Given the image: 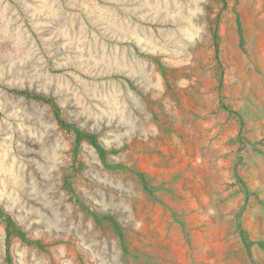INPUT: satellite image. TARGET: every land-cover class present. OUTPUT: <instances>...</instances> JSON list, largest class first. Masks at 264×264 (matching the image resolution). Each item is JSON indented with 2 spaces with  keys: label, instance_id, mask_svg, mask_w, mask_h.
<instances>
[{
  "label": "rangeland",
  "instance_id": "1",
  "mask_svg": "<svg viewBox=\"0 0 264 264\" xmlns=\"http://www.w3.org/2000/svg\"><path fill=\"white\" fill-rule=\"evenodd\" d=\"M0 264H264V0H0Z\"/></svg>",
  "mask_w": 264,
  "mask_h": 264
}]
</instances>
